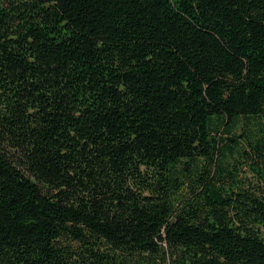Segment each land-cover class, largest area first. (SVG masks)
Here are the masks:
<instances>
[{
	"label": "trees",
	"instance_id": "16d2710c",
	"mask_svg": "<svg viewBox=\"0 0 264 264\" xmlns=\"http://www.w3.org/2000/svg\"><path fill=\"white\" fill-rule=\"evenodd\" d=\"M260 164L264 0H0V264H264Z\"/></svg>",
	"mask_w": 264,
	"mask_h": 264
},
{
	"label": "rangeland",
	"instance_id": "374dc122",
	"mask_svg": "<svg viewBox=\"0 0 264 264\" xmlns=\"http://www.w3.org/2000/svg\"><path fill=\"white\" fill-rule=\"evenodd\" d=\"M255 122H256V119H255ZM241 126H242L241 124L238 125V127H236L234 129V131L231 134H229V136L232 135L233 137H236L235 134L242 132ZM254 130L256 133V130H257L256 125H254V123L251 121L248 124L247 133H249V131H250V133H253ZM226 142L230 143L227 140H226ZM231 147H232V149H231L232 151H231V153L227 152V156L224 159V165H230L235 159H243L244 158V157L240 156L239 147H236V146H231ZM260 165H261L262 171H264V164H260ZM238 171H239L240 177L242 179H244V180L247 179L246 183L262 184L261 180L256 176L255 172L250 168L248 162L246 164L239 165Z\"/></svg>",
	"mask_w": 264,
	"mask_h": 264
}]
</instances>
